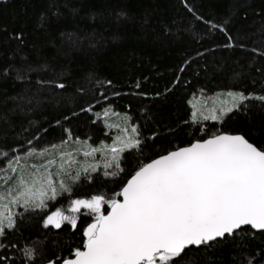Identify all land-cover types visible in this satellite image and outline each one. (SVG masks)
Masks as SVG:
<instances>
[{"label": "trees", "instance_id": "16d2710c", "mask_svg": "<svg viewBox=\"0 0 264 264\" xmlns=\"http://www.w3.org/2000/svg\"><path fill=\"white\" fill-rule=\"evenodd\" d=\"M197 15L222 25L234 46L225 47V33L209 31ZM261 53L264 0H0V147L8 152L0 156V170L28 148L43 151L67 140L66 150L75 153L70 146L77 138L92 147L109 144L119 129L112 125L125 126V115L144 140L141 153L125 155L117 177L97 172L89 182L82 176L71 196L60 195L46 211L18 215L2 239L15 247L0 255L10 258L8 264H25L23 250L32 247L39 255L29 264L74 258L92 218L82 215L75 231L67 225L55 230L43 227L47 214L66 209L73 198L112 196L141 163L217 129L242 131L264 150V102H247L246 114L223 124H203L207 133L190 121L189 103L229 91L264 95ZM84 151L76 154L78 161L96 162ZM177 264H264V232L243 229L211 247L190 248Z\"/></svg>", "mask_w": 264, "mask_h": 264}, {"label": "snow or ice", "instance_id": "6c2138e0", "mask_svg": "<svg viewBox=\"0 0 264 264\" xmlns=\"http://www.w3.org/2000/svg\"><path fill=\"white\" fill-rule=\"evenodd\" d=\"M189 11L193 10L189 7ZM196 19L208 24L209 31L224 32L228 39L225 47L234 46L233 37L222 25L204 21L199 15ZM53 86L65 88L63 83ZM222 95L227 99L192 112V123L201 124L202 133H207L203 121L223 124L233 114H246L247 102H264V95L232 91ZM130 120L125 115L124 127L112 125L119 128L120 134L111 144L102 141L100 146L92 147L77 138L76 143L89 149L83 152L84 157H94L99 152L101 161H78L79 149L75 153L64 150L67 140L43 151L32 148L24 155L11 157L6 169L0 170V250L15 247L2 242L6 230L16 227V217L23 215L13 212V206L25 212L45 211L47 202L58 195L71 196L82 176L91 182L93 173L114 178L124 172L125 153H141L144 143L139 126ZM68 136L71 139L70 132ZM0 156H8L2 147ZM33 158L42 163H21ZM5 171L11 173L7 178ZM82 215L92 218L83 230V249L76 248L74 258L63 259L61 264H177L193 246L211 247L246 227L264 231V150L242 131L227 133L217 129L206 139L141 163L112 196L97 193L71 199L66 209L57 208L47 214L43 227L61 230L67 225L75 231ZM23 252L25 264L34 262L39 255L32 247ZM59 259L49 260L48 264H57ZM9 260L0 255V264H8Z\"/></svg>", "mask_w": 264, "mask_h": 264}, {"label": "rangeland", "instance_id": "374dc122", "mask_svg": "<svg viewBox=\"0 0 264 264\" xmlns=\"http://www.w3.org/2000/svg\"><path fill=\"white\" fill-rule=\"evenodd\" d=\"M225 99H227L226 95H224V96H219L218 99H217V97H213V96H197V97H193L192 100H191V103H190V121L192 122V117H191L192 112H193V111H196L197 108H201V109H204L205 107L210 108V107L213 106V101H215L217 104H219L220 101H223V100H225ZM193 105H195L196 107L194 108ZM198 115H199V114H198ZM117 118H118V115H116V116H114V117L110 116V120H109V122H114V123H115ZM102 119H103V118H102ZM102 119H99V121L101 122ZM102 123H103V122H102ZM202 123H203V124H205V123H206V124H209V123L214 124V123L211 122V121H203ZM123 127H124V126H123ZM119 134H120V130H119V129H116L115 132L112 134V136L115 137V136H117V135H119ZM111 143H112V142H111ZM111 143H109V144H111ZM74 145H75V147H74V146H70V148H77V149H79V150H86V151L89 150L88 147L85 146V145L79 146V144L76 143V142L74 143ZM78 146H79V147H78ZM97 147H98V146H97ZM27 148H28V147H27ZM67 148H69V147H68V146H64V150H66ZM29 149H31V148L26 149V151L29 150ZM27 152H28V151H27ZM23 155H24V154H23ZM95 157L97 158L96 161H99V159H101V153L97 152V153L95 154ZM47 158H49V157H45L44 159H47ZM7 162H8V160L5 162V164H7ZM21 163H22V164H24V163H27V164H33V163L39 164V163H42V160L39 159V158H33V159H29V160H27V161H21ZM3 165H4V164H3ZM4 168H6V165L4 166ZM53 171H54V169H53ZM101 171H102V169H101ZM6 176H7V172H5V178H6ZM0 183H3V181H0ZM59 196H60V195H58L57 198H58ZM54 201H55V200H54ZM54 201H48L47 203H52V202H54ZM11 210H12L13 212H16V213H22V212H25L23 208H20V207H17V206H13V207L11 208ZM36 211H37V212H42V211H40V210H36ZM45 211H46V210H45ZM29 212H32V211H29ZM6 231H7V230H6ZM9 231H10V230H9Z\"/></svg>", "mask_w": 264, "mask_h": 264}, {"label": "water", "instance_id": "95a60500", "mask_svg": "<svg viewBox=\"0 0 264 264\" xmlns=\"http://www.w3.org/2000/svg\"><path fill=\"white\" fill-rule=\"evenodd\" d=\"M118 199H119V197H118ZM245 229H250V230H252V231H254V232H261L260 230H254V229H251L250 227H246ZM264 232V231H263ZM191 248H197V247H191ZM190 249V248H189ZM188 250V249H187Z\"/></svg>", "mask_w": 264, "mask_h": 264}, {"label": "bare ground", "instance_id": "6f19581e", "mask_svg": "<svg viewBox=\"0 0 264 264\" xmlns=\"http://www.w3.org/2000/svg\"><path fill=\"white\" fill-rule=\"evenodd\" d=\"M127 153H125V155H126Z\"/></svg>", "mask_w": 264, "mask_h": 264}]
</instances>
